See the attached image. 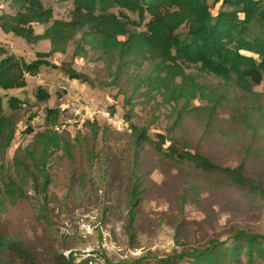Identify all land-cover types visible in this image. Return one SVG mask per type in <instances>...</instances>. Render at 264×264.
<instances>
[{
    "label": "rangeland",
    "instance_id": "374dc122",
    "mask_svg": "<svg viewBox=\"0 0 264 264\" xmlns=\"http://www.w3.org/2000/svg\"><path fill=\"white\" fill-rule=\"evenodd\" d=\"M208 2L217 13L220 3ZM40 3L51 10L52 18L32 23L36 35L43 34L54 20L74 17V0ZM17 10L15 1L0 0V16ZM108 11L118 14L120 9ZM127 13L138 20L137 14ZM186 29L183 26L180 31ZM82 34L77 33L65 52L46 56L49 64L37 75H26V86L0 87L4 115L14 130L8 146L3 148L0 143V230L21 241L32 257L21 255L16 262L67 264L72 258V264H157L171 257L176 264H184L189 256L178 254L204 248L211 239L225 240L240 229L264 235L263 195L238 188L219 171L176 163L165 155L175 140L178 151L188 145L219 165L236 167L245 160L248 178L264 186V129L254 135L250 124L259 115L252 110L253 116L242 115L256 99L264 103V80L254 86L255 96L233 89L209 121L205 99H194L189 110L183 111V101L175 107L161 91H150L148 85L133 92L131 74L114 79L106 60L83 43ZM0 47V60L6 47L8 53L28 62L38 52L52 49L49 39L28 40L1 26ZM184 67L186 73L198 75L200 82L212 87L223 82L200 71L198 65ZM152 68L144 62L139 68L134 65L131 73H148ZM71 69L89 80L71 78ZM41 87L50 92L48 100L36 97ZM12 98L20 99L17 108L10 106ZM48 108L56 110L51 119H47ZM96 111H109L112 120ZM259 124L264 127V120ZM49 130L71 140L72 147L68 153L51 150L45 166L50 183L47 190L42 185L38 190L31 172L39 171L28 152L38 135ZM158 134L167 137L163 152L154 145ZM249 147L262 153L260 159L255 153L247 156ZM25 160L28 171L19 164ZM22 174H26L22 190L14 194L3 191L5 183ZM135 189L138 199L132 197ZM134 202L137 207L131 221ZM81 219L94 226L92 233L82 231ZM238 264H264V259L256 256L248 262L243 254Z\"/></svg>",
    "mask_w": 264,
    "mask_h": 264
},
{
    "label": "trees",
    "instance_id": "16d2710c",
    "mask_svg": "<svg viewBox=\"0 0 264 264\" xmlns=\"http://www.w3.org/2000/svg\"><path fill=\"white\" fill-rule=\"evenodd\" d=\"M13 1L18 10L16 14L0 16L3 30L28 40L49 39L52 49L47 53L38 52V57L29 62L1 51L5 55L0 60V87L4 89L26 86V75H37L44 64H49L46 56L65 52L68 43L80 31H83V43L106 60V66L114 79L131 74L134 78L133 92L142 85H148L150 91H161L165 100L174 103L175 107L183 101V111L189 110L194 99H205L208 104L204 109L210 113L209 121H212L217 106L228 100L233 89L255 96L254 86L264 80V0H214L216 4L220 3L217 13L212 12L208 0H74L73 19L54 20L41 35L34 33L32 23L49 22L51 10L43 9L40 0ZM111 8H119L120 12H109ZM127 12L137 14L138 20L132 19ZM132 26L141 29L132 30ZM183 26L187 28L185 32L180 31ZM121 36L126 38L121 39ZM144 62L153 65L150 72L131 73L134 65L139 68ZM190 64L198 65L200 71L212 74L223 82L218 87L200 82L198 75L186 73L184 66ZM68 74L71 78L89 80L85 74L73 69ZM179 77L181 81L177 82ZM36 97L41 101L48 100L50 92L41 87ZM9 104L17 108L20 99L12 98ZM251 110L260 117L250 124L251 131L256 135L264 129L259 124V121L264 120V103L256 99L252 107L245 108L242 115L253 116ZM55 114L56 110L48 108L47 119L53 118ZM11 126L12 122L4 115V99L0 94V143L3 148L14 137ZM7 129L9 131L5 132ZM158 136L159 140L154 145L163 152L167 137L164 134ZM175 142L171 141L169 151L165 153L172 161L206 171H219L238 188L264 196V186L246 175L245 160L236 167L219 165L207 156L188 149V145L183 151H178ZM71 147V140L51 130L38 135L34 148L28 152L32 164L39 171L38 174L31 172L38 190L41 185L43 190H47L50 183L45 166L51 150L68 153ZM247 152V156L254 153L259 159L262 156L252 147ZM19 164L30 170L26 160ZM25 177L26 174H22L16 181L10 179L3 191L14 194L22 190ZM132 197L139 198L136 189ZM2 201L0 194V205ZM136 207L137 203L134 202L130 210L131 221L135 219ZM185 254L189 259L184 264H238L243 254L248 262H253L256 256L264 259V235L240 229L225 240L211 239L206 247L182 252L177 256ZM21 255L32 259L29 249H25L21 241L10 239L0 230V264H18L16 260ZM172 260L166 257L157 264H176ZM72 263V258L67 260V264Z\"/></svg>",
    "mask_w": 264,
    "mask_h": 264
},
{
    "label": "built area",
    "instance_id": "2783aa9c",
    "mask_svg": "<svg viewBox=\"0 0 264 264\" xmlns=\"http://www.w3.org/2000/svg\"><path fill=\"white\" fill-rule=\"evenodd\" d=\"M96 112H99V113L101 112L108 119L112 120L111 113L109 111H96ZM116 123L117 122L115 121V124ZM80 227L85 234H90L94 230V226L88 220H85V219H81ZM101 229L103 230V227H101ZM104 235L106 234L104 233Z\"/></svg>",
    "mask_w": 264,
    "mask_h": 264
},
{
    "label": "crops",
    "instance_id": "0c3cea01",
    "mask_svg": "<svg viewBox=\"0 0 264 264\" xmlns=\"http://www.w3.org/2000/svg\"><path fill=\"white\" fill-rule=\"evenodd\" d=\"M5 49H6V53H8V52H7V48H6V47H5ZM1 53H2V52H1ZM10 53H11V52H10ZM4 55H5V54H4Z\"/></svg>",
    "mask_w": 264,
    "mask_h": 264
}]
</instances>
